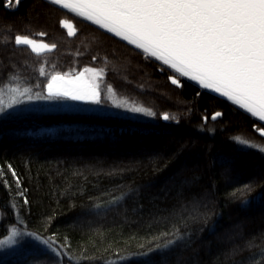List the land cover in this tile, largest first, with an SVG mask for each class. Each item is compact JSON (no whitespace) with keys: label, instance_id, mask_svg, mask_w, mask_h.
<instances>
[{"label":"trees","instance_id":"1","mask_svg":"<svg viewBox=\"0 0 264 264\" xmlns=\"http://www.w3.org/2000/svg\"><path fill=\"white\" fill-rule=\"evenodd\" d=\"M7 3L0 0V90L46 95L53 72L91 67L104 70L100 84L118 99L156 115L137 120L67 98L0 112V241L15 225L67 245L60 257L23 242L0 250V264H264V136L253 126L264 123L186 78L172 85L167 66L47 0ZM59 19L77 34L68 37ZM16 34L57 47L40 57L15 46ZM217 110L224 115L212 120Z\"/></svg>","mask_w":264,"mask_h":264},{"label":"snow or ice","instance_id":"2","mask_svg":"<svg viewBox=\"0 0 264 264\" xmlns=\"http://www.w3.org/2000/svg\"><path fill=\"white\" fill-rule=\"evenodd\" d=\"M57 11L70 10L76 17L90 21L105 30L102 34H112L126 41L128 45L142 50L146 57L167 66L172 74L168 76L172 85L182 88V78L194 81L200 89L218 94L215 99L230 101L251 117L264 122V0H47ZM12 0H8L11 7ZM17 7L20 0H15ZM58 23L67 29L68 36H75L77 29L72 21L59 19ZM40 37L47 32L40 31ZM14 45L29 46L31 52L40 55L56 49V43L36 40L26 34H16ZM80 55V53H77ZM93 61L97 56L91 57ZM103 69L85 67L75 74L53 72L46 77V95L31 94V88L23 90L19 86L8 85V92L0 90V112L12 108L21 100L70 98L101 104L102 94L97 83ZM40 75H46L43 69ZM35 87H41L40 84ZM111 90V86H109ZM200 96L201 93H195ZM117 106L129 104L113 99ZM133 111L147 112L155 116L151 109L132 106ZM207 112V109H205ZM222 110L214 111L212 120L223 117ZM164 120L171 117L162 113ZM202 119L207 122L209 117ZM264 135V125L257 126ZM239 139V138H237ZM247 144L248 141H243ZM11 175L19 184L20 178L11 164ZM247 191L251 185H245ZM22 203L29 200L24 192ZM123 195V193L121 194ZM259 195V194H258ZM264 201V195H261ZM53 235H55L53 233ZM179 234L177 233V236ZM31 238L40 245L54 251L58 256L65 255L67 245L57 246L58 242L37 232H29L11 226V235L0 246H22L25 239ZM34 257V261L39 260Z\"/></svg>","mask_w":264,"mask_h":264},{"label":"rangeland","instance_id":"3","mask_svg":"<svg viewBox=\"0 0 264 264\" xmlns=\"http://www.w3.org/2000/svg\"><path fill=\"white\" fill-rule=\"evenodd\" d=\"M6 6L8 8V4H6ZM12 8L13 9L16 8V3H15L14 6L12 5ZM83 69L81 71H83ZM101 76L98 77L97 83L99 84V87H100V90H101L102 101L105 102L104 100H106L107 101V106L101 105L103 102L101 104H95V103H93L94 104V107L93 108H96V109H98L100 111H103V112H106V113H117V114H121V115H124V116L125 115L126 116H130L131 118L137 119V120L152 119V115H149L147 112H137V111H133L132 110V106H133L132 104H130V103L126 102V101H123V100L118 99L112 93V91L109 88H105L102 84H100L99 79L101 78ZM21 87H24V86H21ZM21 90H23V88H21ZM7 92H8V90H7ZM7 92H5V93H7ZM45 92H46V88H45ZM113 99L126 102V103L129 104V107L125 108L123 106H117L116 104L113 103ZM67 100L68 101H75V102H78V103H91V102H88V101H76V100H72L70 98H67ZM59 101H60L59 99L21 100L20 103L15 104L12 108H7L5 106V111L6 110H11V109H17V108H20V107H25V108H32L33 107V108H36V107H40L41 104L46 105V106H54V105L58 104ZM68 101L66 103L63 101L64 103L62 102V105L63 104L64 105H68L67 104ZM137 107H139V106H137ZM245 145H247V146H251V145L252 146H259L258 144H255V143H253V144L247 143ZM71 149H72V147L71 148L70 147L69 148L68 147H63V148H61V151L62 152H68ZM96 149H99L100 151H105V150H107V147H102L100 149L99 146H96ZM6 240H7V237L3 241H6ZM24 242H32V243H35L36 245H38L39 247H41V249L48 250V251H52L51 249L45 248V246L40 245L37 241H33L31 238L25 239ZM18 248L19 247H16V246H13V245L0 246V250H2V251H8V252L16 251Z\"/></svg>","mask_w":264,"mask_h":264},{"label":"water","instance_id":"4","mask_svg":"<svg viewBox=\"0 0 264 264\" xmlns=\"http://www.w3.org/2000/svg\"><path fill=\"white\" fill-rule=\"evenodd\" d=\"M8 4V3H7ZM17 6V5H16ZM67 11H69V12H71L70 10H67ZM74 14V13H73ZM88 22H90V21H88ZM73 23V22H72ZM60 28L62 29V30H64L65 31V33L67 34V29H65V28H63L62 26H60ZM68 36V35H67ZM68 37H72V36H68ZM126 42V41H125ZM133 46V45H132ZM135 47V46H134ZM140 50V49H139ZM142 51V50H141ZM45 52H50V51H45ZM187 79V78H186ZM191 82H193V83H195L194 81H191ZM196 84V83H195ZM204 90H206V89H204ZM208 92H210V90H207ZM211 93V92H210ZM213 95H215V96H217L218 94H215V93H212ZM224 100H226V98H224ZM228 102H230V101H228ZM256 118V117H255ZM258 119V118H257ZM264 123V122H263ZM262 135V134H261ZM262 136H264V135H262Z\"/></svg>","mask_w":264,"mask_h":264},{"label":"flooded vegetation","instance_id":"5","mask_svg":"<svg viewBox=\"0 0 264 264\" xmlns=\"http://www.w3.org/2000/svg\"><path fill=\"white\" fill-rule=\"evenodd\" d=\"M71 21V20H70ZM73 22V21H72ZM39 41V40H38ZM23 46H25V45H23ZM28 47V49H30V47L29 46H27ZM30 51H31V49H30ZM33 53V52H32ZM35 54V53H34ZM37 55V54H36ZM40 57H41V54H40Z\"/></svg>","mask_w":264,"mask_h":264}]
</instances>
